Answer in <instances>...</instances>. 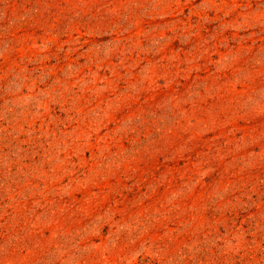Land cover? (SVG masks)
Masks as SVG:
<instances>
[{
	"label": "rangeland",
	"instance_id": "rangeland-1",
	"mask_svg": "<svg viewBox=\"0 0 264 264\" xmlns=\"http://www.w3.org/2000/svg\"><path fill=\"white\" fill-rule=\"evenodd\" d=\"M0 264H264V0H0Z\"/></svg>",
	"mask_w": 264,
	"mask_h": 264
}]
</instances>
